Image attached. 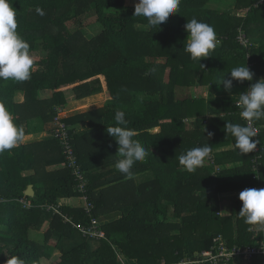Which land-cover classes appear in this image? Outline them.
<instances>
[{
	"label": "trees",
	"instance_id": "1",
	"mask_svg": "<svg viewBox=\"0 0 264 264\" xmlns=\"http://www.w3.org/2000/svg\"><path fill=\"white\" fill-rule=\"evenodd\" d=\"M138 2L10 0L35 67L28 81L0 79V101L25 137L48 135L0 155V264L12 256L43 264L57 249L61 254L52 264H177L200 260L219 234L239 246L263 238L264 227L249 225L239 215V194L264 188V149L255 165V153L241 154L225 126L246 125L235 102L264 79V0H231L225 7L210 6L212 0H181L178 12L155 28L134 16ZM89 17L93 20L85 23ZM193 18L213 27L219 40L201 61L185 51V26ZM88 25L99 28L89 38ZM241 33L250 44L241 43ZM239 66L249 68L252 81L233 80L231 90H225L221 82ZM202 87L207 96L195 93ZM20 91L23 101L16 99ZM103 91L111 96L105 106L64 119L89 180L94 208L88 214L77 201L81 193L53 132L59 109ZM100 101L87 99L78 108ZM117 111L124 112L133 139L148 150L131 175L115 167L122 157L107 133L116 126ZM256 122L264 148V120ZM81 123L87 126L79 131L75 126ZM203 146L211 148L213 161L209 156L188 172L179 157ZM139 175L146 180L138 182ZM30 184L34 197L25 195ZM228 193L237 195L220 198ZM48 206H59L60 213ZM67 217L88 225L97 218L105 236H85ZM44 228L42 241L32 238V231ZM259 260L264 264V258ZM226 264L243 261L231 258Z\"/></svg>",
	"mask_w": 264,
	"mask_h": 264
},
{
	"label": "clouds",
	"instance_id": "2",
	"mask_svg": "<svg viewBox=\"0 0 264 264\" xmlns=\"http://www.w3.org/2000/svg\"><path fill=\"white\" fill-rule=\"evenodd\" d=\"M180 2L181 0H139L135 4L134 16L146 18L148 28L159 27L170 15L178 12ZM17 28L16 11L10 0H0V79L5 81H28L35 67V57L30 51V45L20 36ZM185 30L188 34L185 51L193 60L201 61L209 57V53L219 44L213 27L195 18L187 22ZM230 77L221 82L228 91L232 88L233 80L240 83L252 81L253 73L247 66H239L231 70ZM238 106L242 109L241 118L248 124L264 120V79L252 84L239 95ZM65 108L59 109L58 113L61 110L63 112ZM64 119L66 118L63 117ZM115 121L116 126L107 128V133L118 144L117 153L122 157L115 167L122 174L131 175L134 163L143 162L148 150L138 140L133 139L135 133L127 127L128 121L124 112L117 111ZM225 131L235 138V147L241 154L251 153L257 148L258 141L253 139L257 135L256 131L247 124L226 123ZM24 138V128L15 123L11 112L0 101V155L23 143ZM210 153L209 146L196 147L181 155L179 163L192 173L203 166ZM239 199L242 201L239 215L245 218V222L264 227V188L245 189L240 192ZM6 264L25 262L17 256H12L7 259Z\"/></svg>",
	"mask_w": 264,
	"mask_h": 264
},
{
	"label": "built area",
	"instance_id": "3",
	"mask_svg": "<svg viewBox=\"0 0 264 264\" xmlns=\"http://www.w3.org/2000/svg\"><path fill=\"white\" fill-rule=\"evenodd\" d=\"M241 43L244 45L250 44L251 40L247 37L246 34L241 33L238 37ZM235 105L238 109L239 116L241 117L242 109L238 106V99L235 102ZM62 110L58 113L56 118V127L54 128L53 136L56 138L63 149V154L66 156L67 162H65L66 168L70 169L71 174L75 180V189L77 192L81 193L78 201L85 205V210L88 214L92 213L94 205L89 201V180L86 177L84 170L82 169L78 158L75 154L74 142L72 138L71 127L64 122L63 116H61ZM244 120V119H243ZM245 121V120H244ZM256 131V137L253 139L258 141L257 148L253 150L256 157L254 158V164L258 165L259 160L263 157L262 151L263 146L261 145V133L262 128L257 122H252L248 124ZM210 160L213 161V158L210 156ZM259 169V167H254ZM258 189V188H255ZM25 207H29L30 204L23 199ZM48 209H54L57 213H60L59 206H48ZM66 220L71 221L74 227H77L85 236H91L95 238H100L105 236V231L100 228V222L97 218L91 220L90 224H80L73 222L71 218H66ZM213 246L209 250H204L201 253L200 260L186 259L177 264H197L199 262H207L210 264H226L229 259L236 258L237 260L243 261V264H249L256 258H264V235L263 238L255 245L248 246H239V245H230L227 239L222 235H216L213 238Z\"/></svg>",
	"mask_w": 264,
	"mask_h": 264
},
{
	"label": "rangeland",
	"instance_id": "4",
	"mask_svg": "<svg viewBox=\"0 0 264 264\" xmlns=\"http://www.w3.org/2000/svg\"><path fill=\"white\" fill-rule=\"evenodd\" d=\"M131 1H133V0H128V3H130ZM230 3H231V0H212V2L209 5L210 6H214V7H225V6H228V4H230ZM244 15H245V12H242V13L239 14L240 17L244 16ZM91 20H93V17L87 18L85 23H88ZM86 28L88 30V35H87L88 38L91 37L92 35H95L99 31V28L96 25H92V27L88 25V26H86ZM208 92L209 91L207 90V88H203L202 87L199 90H197L195 93H197L198 95H201V96H207ZM22 98H24V93L20 91V92L17 93L16 99H17V101H20ZM78 110H80V109H78ZM158 130H159V128H158ZM144 177L145 176H143V175H139L136 179H137L138 182H142V181L146 180ZM225 195H229V196H232V197L234 196L233 193H228V194L221 195L220 198L223 199V200H226V201H229L232 197L229 198L228 196H225ZM75 199L76 198H71V199H68V200L71 201V200H75ZM77 201H78V198H77ZM45 232H46V228H44L40 232L32 231V238L37 240V241H42L44 239V236H45L44 233ZM60 254H61V249L55 250L53 258L49 262H46L45 260H43V264H52L54 258L56 256H60ZM262 261L263 260H259V258H256L253 261H251L249 264H259V263H262ZM122 263H125V261L122 262Z\"/></svg>",
	"mask_w": 264,
	"mask_h": 264
},
{
	"label": "crops",
	"instance_id": "5",
	"mask_svg": "<svg viewBox=\"0 0 264 264\" xmlns=\"http://www.w3.org/2000/svg\"><path fill=\"white\" fill-rule=\"evenodd\" d=\"M92 98H99L101 101H100L99 104H97L94 107H90L88 109H80V110H78L79 109L78 106L82 102H84L87 99L89 100V99H92ZM110 98H111V96H110L109 91H103V92L88 96L86 98L70 100L69 103L67 104L66 108L62 112L61 116H63L64 118H67V117H71V116L79 114V113H83V112H87V111L94 110V109H97V108H101V107L105 106V104L107 103V101ZM23 100H24V98H22L20 101H23ZM86 126H87L86 123H81V124H79L78 126H75V127L80 131V130H83L84 128H86ZM47 135H48V133H46V132H43V133H40V134H36V135L35 134L27 135L24 138V140H26V141L40 140V139L46 137ZM236 195H237V193H234V196H236ZM225 196H228L229 198L232 197V196H229V195H225ZM38 232H40V231H38Z\"/></svg>",
	"mask_w": 264,
	"mask_h": 264
},
{
	"label": "water",
	"instance_id": "6",
	"mask_svg": "<svg viewBox=\"0 0 264 264\" xmlns=\"http://www.w3.org/2000/svg\"><path fill=\"white\" fill-rule=\"evenodd\" d=\"M35 189H34V185L30 184L27 188V190L25 191V195L26 196H30V197H34L35 196Z\"/></svg>",
	"mask_w": 264,
	"mask_h": 264
}]
</instances>
